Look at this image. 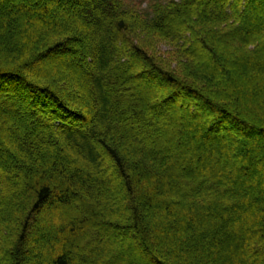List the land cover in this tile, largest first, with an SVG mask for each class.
<instances>
[{
	"label": "trees",
	"instance_id": "16d2710c",
	"mask_svg": "<svg viewBox=\"0 0 264 264\" xmlns=\"http://www.w3.org/2000/svg\"><path fill=\"white\" fill-rule=\"evenodd\" d=\"M0 264H264V0H0Z\"/></svg>",
	"mask_w": 264,
	"mask_h": 264
},
{
	"label": "rangeland",
	"instance_id": "374dc122",
	"mask_svg": "<svg viewBox=\"0 0 264 264\" xmlns=\"http://www.w3.org/2000/svg\"><path fill=\"white\" fill-rule=\"evenodd\" d=\"M30 1L32 3H34L35 0H30ZM149 1L150 0H138V2H140L142 4L143 8H147L148 7ZM165 48L166 47H163V49H165ZM69 61H71V56L69 54H66V53H61V54H57V55L53 56L52 58H50L47 61V65L45 67L48 68L50 65L54 66L56 64H66ZM138 80H140L139 83L141 84L142 88H145V89L152 88V87L156 88L155 87L156 85L154 84L155 81L153 79H149V78H146V77H140ZM135 86H136V84H135ZM160 109L161 108H158L157 110H160ZM165 111H167V110H165ZM204 116L206 117L207 115H204ZM180 121H181L180 123H184V124L190 125V120H188L187 118H182V119H180ZM166 124L170 128V130H171L173 135L176 134V133H184V131H185V130H183V128H181V125L180 126L178 125L176 119L168 121V122H166ZM228 133H229L228 129H226L225 126H223L222 128H220L213 135V137H212L213 139L211 140V142H208V143H216V144H218L219 146L222 147V146H224L226 143H228L230 141V139L228 137L229 135H227ZM191 135L194 136L195 139H194L193 142H195V143H203V142L206 141L202 136H199V130H198V132L196 134L195 133H193V134L191 133ZM238 135H242V134H238ZM186 141L190 142L189 139H186ZM182 146H184V143H183ZM178 148L180 149L181 147H178ZM181 150L185 151V147H183ZM214 154H216V153H214ZM216 155L220 156V158L223 159V160H227V158H226L227 156L224 157V153L218 152ZM189 163H191V161Z\"/></svg>",
	"mask_w": 264,
	"mask_h": 264
}]
</instances>
